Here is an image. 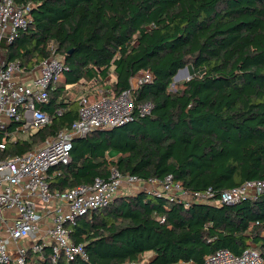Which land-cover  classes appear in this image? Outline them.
<instances>
[{
	"label": "trees",
	"instance_id": "obj_1",
	"mask_svg": "<svg viewBox=\"0 0 264 264\" xmlns=\"http://www.w3.org/2000/svg\"><path fill=\"white\" fill-rule=\"evenodd\" d=\"M29 25L6 47V61L32 69L51 57L65 70L40 107L50 125L9 144L0 157L23 155L78 118V97L130 90L137 109L126 125L73 142L66 166L46 177L64 193L108 179L112 170L141 180L172 176L213 200L247 181L264 180V0H15ZM187 68L183 90L173 77ZM151 81L131 89V79ZM79 89V92L78 90ZM81 90V91H80ZM72 91L76 99L68 93ZM91 99V100H92ZM61 109V116L54 112ZM86 260L51 261L44 247L31 264H202L219 250L253 247L264 260V194L236 205L170 204L145 191L119 194L67 226Z\"/></svg>",
	"mask_w": 264,
	"mask_h": 264
},
{
	"label": "built area",
	"instance_id": "obj_2",
	"mask_svg": "<svg viewBox=\"0 0 264 264\" xmlns=\"http://www.w3.org/2000/svg\"><path fill=\"white\" fill-rule=\"evenodd\" d=\"M28 12V7L16 4L15 0H0V155L24 135L50 125L51 115L40 107L48 103L49 90L65 70L64 61L54 53L32 69L6 61V47L29 25ZM136 78L137 83H130L131 89L151 81L149 73L137 74L132 80ZM91 99L85 95L78 98V118L69 128L23 155L0 157V264H31L27 259L29 252L40 253L44 247L51 249L53 263L60 258L66 263L77 257L86 260L83 246L70 240L67 226L107 207L124 188H132L135 193L145 191L183 207L198 203L236 205L264 194V180L247 181L222 192L215 201L210 189L200 193L187 191L172 176L141 180L122 176L116 170L111 171L108 179L95 178L89 186H77L64 193L50 192L47 174L55 167L69 164L75 140L93 131L126 125L132 121L135 109L140 116H147L153 108L150 103L135 107L130 90L118 96L104 93ZM62 114L61 109L54 112V116ZM25 240L33 242L26 248L20 246ZM202 264H264V260L250 247L240 255L219 250L206 256Z\"/></svg>",
	"mask_w": 264,
	"mask_h": 264
},
{
	"label": "crops",
	"instance_id": "obj_3",
	"mask_svg": "<svg viewBox=\"0 0 264 264\" xmlns=\"http://www.w3.org/2000/svg\"><path fill=\"white\" fill-rule=\"evenodd\" d=\"M130 83H131V81H130ZM132 193H135L134 189H132V188H129V189L128 188H124L123 190H121V194L122 195H124V194H132ZM44 223H45V225H48V220H45ZM31 242H33V241L25 240V241H23L20 244V246L26 248L27 246H29L31 244ZM29 253H31V251ZM36 254H39V253H35L33 255H36ZM152 258H153V255L151 253H145L135 264H148L150 262V260H152Z\"/></svg>",
	"mask_w": 264,
	"mask_h": 264
},
{
	"label": "rangeland",
	"instance_id": "obj_4",
	"mask_svg": "<svg viewBox=\"0 0 264 264\" xmlns=\"http://www.w3.org/2000/svg\"><path fill=\"white\" fill-rule=\"evenodd\" d=\"M138 75H140V74H138ZM189 80V77H182V76H180V78L178 79V80H173V83H172V85H171V91L172 92H178V94L180 93V92H182V90H183V84L186 82V81H188ZM137 81H138V78H136V79H133V80H131V83L134 85L135 83H137ZM78 90V92H79V89H77ZM81 91V90H80ZM68 96L71 98V99H76V97H75V95L73 94V92L72 91H70L69 93H68ZM79 98V97H78ZM74 99V100H75ZM25 137V135L23 136V138ZM129 189V188H128ZM30 255H33V253L31 252L30 253Z\"/></svg>",
	"mask_w": 264,
	"mask_h": 264
},
{
	"label": "water",
	"instance_id": "obj_5",
	"mask_svg": "<svg viewBox=\"0 0 264 264\" xmlns=\"http://www.w3.org/2000/svg\"><path fill=\"white\" fill-rule=\"evenodd\" d=\"M180 76L185 77V78H186V77H189L188 70H187L186 67L183 68V69H181V70H179V71L176 73V75L173 77V80H176V79L180 78Z\"/></svg>",
	"mask_w": 264,
	"mask_h": 264
},
{
	"label": "bare ground",
	"instance_id": "obj_6",
	"mask_svg": "<svg viewBox=\"0 0 264 264\" xmlns=\"http://www.w3.org/2000/svg\"><path fill=\"white\" fill-rule=\"evenodd\" d=\"M179 79V78H178ZM178 79H176V80H178Z\"/></svg>",
	"mask_w": 264,
	"mask_h": 264
}]
</instances>
